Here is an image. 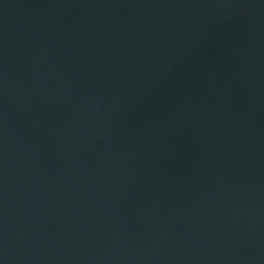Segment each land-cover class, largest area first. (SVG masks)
Masks as SVG:
<instances>
[{
  "label": "water",
  "instance_id": "water-1",
  "mask_svg": "<svg viewBox=\"0 0 264 264\" xmlns=\"http://www.w3.org/2000/svg\"><path fill=\"white\" fill-rule=\"evenodd\" d=\"M0 264H264V0H0Z\"/></svg>",
  "mask_w": 264,
  "mask_h": 264
}]
</instances>
